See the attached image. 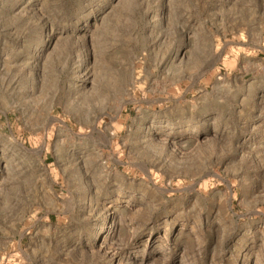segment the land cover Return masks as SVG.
I'll use <instances>...</instances> for the list:
<instances>
[{"label":"rangeland","instance_id":"1","mask_svg":"<svg viewBox=\"0 0 264 264\" xmlns=\"http://www.w3.org/2000/svg\"><path fill=\"white\" fill-rule=\"evenodd\" d=\"M0 264H264V0H0Z\"/></svg>","mask_w":264,"mask_h":264}]
</instances>
